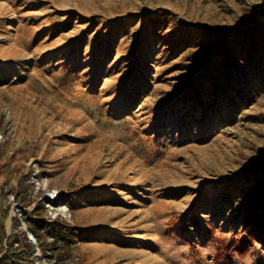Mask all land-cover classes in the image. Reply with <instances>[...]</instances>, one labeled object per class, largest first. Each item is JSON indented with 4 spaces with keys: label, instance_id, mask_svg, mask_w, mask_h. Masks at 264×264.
Wrapping results in <instances>:
<instances>
[{
    "label": "rangeland",
    "instance_id": "374dc122",
    "mask_svg": "<svg viewBox=\"0 0 264 264\" xmlns=\"http://www.w3.org/2000/svg\"><path fill=\"white\" fill-rule=\"evenodd\" d=\"M263 5L0 0V257L264 264L240 218L262 195L264 65L231 74L216 54ZM214 64L240 92L220 87L206 119Z\"/></svg>",
    "mask_w": 264,
    "mask_h": 264
},
{
    "label": "trees",
    "instance_id": "16d2710c",
    "mask_svg": "<svg viewBox=\"0 0 264 264\" xmlns=\"http://www.w3.org/2000/svg\"><path fill=\"white\" fill-rule=\"evenodd\" d=\"M257 13L260 15L258 18H246L243 21L241 28L238 29L237 35L226 36L223 39H219L217 43V53H223L225 56L224 64L226 66V72L233 73L235 68L247 67L248 71L252 74H261L264 65V56L262 55V39L264 38V5L257 9ZM262 22V23H260ZM209 69L206 70L205 76L199 78V83L201 84L195 92L200 93L203 89L208 87V96L206 100H201L194 98V104L201 103L209 105L208 109H204L205 118L208 119L210 111L214 113L219 110L222 101H215L214 103H209L213 101V96L218 94L219 88L222 87L225 93H229L232 90H239V86L234 88L231 80L227 81V84L221 86V80L228 79L227 75H222L221 66L219 65H209ZM207 78V79H206ZM206 79V80H205ZM210 96V98H208ZM198 99V100H196ZM195 111H197L195 109ZM189 117V116H188ZM188 117L186 119H188ZM185 125L190 124L189 121H185ZM251 178L254 180L255 185L260 187L262 190V195L259 197L257 203L245 206L244 211L240 213V218L248 224V230L250 233L254 234L259 240L264 241V166L252 174ZM249 178V180H251ZM253 187V186H252ZM49 228L54 232L55 236L59 240H64L65 243L73 242L71 235L67 231V227H62L61 225L49 224ZM17 252L13 255L8 254L7 256L0 257V264H12L10 260L14 259ZM23 259V257H21Z\"/></svg>",
    "mask_w": 264,
    "mask_h": 264
}]
</instances>
